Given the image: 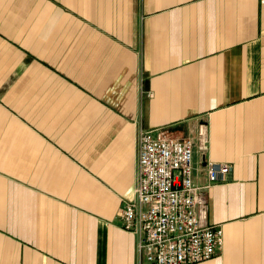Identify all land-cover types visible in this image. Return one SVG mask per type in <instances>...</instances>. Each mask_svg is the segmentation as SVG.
Masks as SVG:
<instances>
[{"label": "crops", "instance_id": "1", "mask_svg": "<svg viewBox=\"0 0 264 264\" xmlns=\"http://www.w3.org/2000/svg\"><path fill=\"white\" fill-rule=\"evenodd\" d=\"M160 128L229 165L197 264H264V0H0V264H151L122 211Z\"/></svg>", "mask_w": 264, "mask_h": 264}, {"label": "built area", "instance_id": "2", "mask_svg": "<svg viewBox=\"0 0 264 264\" xmlns=\"http://www.w3.org/2000/svg\"><path fill=\"white\" fill-rule=\"evenodd\" d=\"M202 150L209 146L199 131ZM192 138L167 129L142 130L135 198L122 211L124 228L139 236L138 248L151 264H197L214 258L223 244L221 226L209 222L206 187L229 171L226 163L205 162L206 186L193 176Z\"/></svg>", "mask_w": 264, "mask_h": 264}]
</instances>
